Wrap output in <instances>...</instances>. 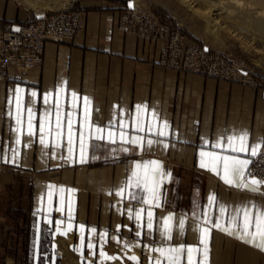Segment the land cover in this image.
Listing matches in <instances>:
<instances>
[{
  "label": "crops",
  "instance_id": "0c3cea01",
  "mask_svg": "<svg viewBox=\"0 0 264 264\" xmlns=\"http://www.w3.org/2000/svg\"><path fill=\"white\" fill-rule=\"evenodd\" d=\"M41 13L44 11L28 10L14 1L0 0L2 21L29 22ZM83 17L84 27L72 39L45 44L40 65L23 73L10 69L7 78L0 80V153L6 161L10 159L12 149L19 148L20 151L18 167L0 161V168L27 175L33 183L30 210L33 214L41 210L36 228L49 231L48 242L41 236L35 238V248L29 256L32 264H141L143 259L154 264L152 257L159 254L151 253L147 246L198 245L197 228L208 225L198 216L199 208L197 215L192 214L194 200L203 205L208 195L215 193L219 202L228 206L229 215L236 206L250 202L264 208V189L261 193H251L225 185L217 175L199 167L198 155L204 141L215 142L225 129L228 134L248 132L249 142L253 145L264 141V98L259 91L225 79L160 65L159 48L117 29L113 11H83ZM65 82L69 93L75 91L90 98L92 122L101 126L112 121L114 116L119 119L121 109L125 120L131 121L133 106L147 105L152 110L144 113L149 122L155 124V116L159 121L170 123L169 148L165 149L158 138L152 137L154 143L150 148L145 146L134 156L120 154L121 159L115 163L98 151V159L73 165L58 158L59 148L45 149L34 137L23 135L22 144L17 146V134L12 131L14 121L6 115V100L13 97L14 89L19 85L26 93L36 91L42 95L53 92ZM21 95L39 115L44 106L34 103L30 95ZM46 139L50 143L59 142L55 137ZM153 159L162 162L173 178L166 185L164 207L153 210L159 220V223L154 221L155 226L162 229L163 218L170 213L177 220L186 219L183 235L178 231L177 222H173L171 241H163L158 233L137 237L135 232L140 229L128 219L127 209L139 210L141 205L109 194L110 189L121 188L130 175L134 160ZM1 173L2 177L9 174ZM48 185L57 186L52 189L51 201L47 197ZM59 186L76 190L72 194L75 207L72 221L67 219V193L64 212L58 210ZM205 211L215 215L211 208ZM57 220L63 223L58 225ZM80 225L86 226L83 233ZM93 227L96 232L91 231ZM57 228L60 231H56ZM81 235L84 245L91 243L94 246L95 255L81 247ZM43 244L47 245V250L37 252L36 247ZM209 249L208 264H264V250L216 229H211ZM108 256L116 259H106ZM132 256L137 260H130ZM7 261L14 259L7 257Z\"/></svg>",
  "mask_w": 264,
  "mask_h": 264
},
{
  "label": "snow or ice",
  "instance_id": "6c2138e0",
  "mask_svg": "<svg viewBox=\"0 0 264 264\" xmlns=\"http://www.w3.org/2000/svg\"><path fill=\"white\" fill-rule=\"evenodd\" d=\"M131 6V5H130ZM64 94V102L61 103V94ZM24 95H30L34 103L43 105V109L34 111L25 100ZM90 98L81 96L75 91L68 92L66 82L58 85L53 92L39 94L36 91L26 93L25 89L17 86L14 95L6 100V115L14 121L12 131L17 134L15 144H22V136L27 135L37 139V142L45 149L59 148L61 154L59 159L75 164H86L90 160L98 159L96 153L104 154L106 159H111L113 163L121 159V155H136L137 150L143 151L145 146L150 148L154 140L168 149L172 139V128L169 122L159 121L154 116L156 123L149 122L144 113L151 112L147 105H134L132 120H125L124 111L119 112V119L114 116L113 120L106 125H98L91 119ZM54 118V119H53ZM38 121V123H37ZM146 133L147 135H139ZM48 138L55 137L59 142L50 143ZM25 147L28 145L25 144ZM264 141L250 144L249 133L242 131L228 134L227 129L215 142L208 140L200 146L198 155L200 157L199 167L206 169L217 175L225 185L238 190H246L251 193H261L264 189V178H258L253 174V165L260 167L264 171ZM9 160L4 161L3 154L0 153V161L10 162L14 166H19V148L12 149ZM66 152V155L63 153ZM172 174L166 171L162 162L158 160H134L130 175L123 182L118 190H109V194H115L123 201L127 199L131 203L141 205L139 210L129 207L127 209L128 219L140 229L135 232L137 237L158 233L163 241L173 239V222L176 221L178 231L184 234L186 219L177 218L173 214H168L163 218L162 229L154 224L159 223L155 217L154 209L163 208L166 202V185L172 181ZM55 185H48L47 197L51 201L53 197L52 189ZM75 189L58 187L61 212L65 210V193H67V219H74V202L72 194ZM193 203V215L203 218V223L208 225L198 226V245L181 244L178 246L162 244L147 246L151 253H158L152 257L154 264H208L209 239L211 229L219 230L230 236L252 244L264 250V208L254 203L236 206L233 214H228V206L219 202L215 193H210L206 204H199L195 200ZM206 208L213 209L215 215L205 211ZM41 210L34 212L37 216ZM227 216V219L225 217ZM48 223L51 220L45 217ZM58 225L63 223L57 220ZM80 231L86 230L85 225H80ZM39 231V227L37 226ZM71 230V224H69ZM56 231H60L59 228ZM96 232V228L91 229ZM108 230H106L107 232ZM129 231H132L130 228ZM119 233V226H118ZM61 234H66L61 232ZM81 247H86L95 255L94 246L89 243L84 245V237L81 235ZM35 248V245H34ZM35 255V252H34ZM103 255V253H100ZM106 259L114 260L116 257L108 256ZM130 260L136 261L137 257L132 256Z\"/></svg>",
  "mask_w": 264,
  "mask_h": 264
},
{
  "label": "rangeland",
  "instance_id": "374dc122",
  "mask_svg": "<svg viewBox=\"0 0 264 264\" xmlns=\"http://www.w3.org/2000/svg\"><path fill=\"white\" fill-rule=\"evenodd\" d=\"M11 1L38 12L56 11L70 2L82 15L83 11H113L117 17V29L140 37L153 48H159L160 65L249 86L257 89L264 98V49L254 47L251 43L253 39L247 32L239 37L223 33L221 45L213 42L205 32L200 31L203 30L200 18L182 1L34 0V5L24 0ZM134 14L141 16L132 17ZM238 28L245 29L243 25H238ZM245 44L248 47H244ZM188 48L192 50L189 59ZM186 59L190 60L188 65H195L198 69L187 67ZM1 171L9 174L2 177ZM32 190L33 183L27 175L18 170L0 168V264H32L29 256L34 250L35 238L41 236L46 242L50 239L49 231H38L36 228L38 215L34 216L30 210ZM44 249L47 250V245L36 247L37 252ZM7 257L14 261H7ZM141 264L149 262L143 259Z\"/></svg>",
  "mask_w": 264,
  "mask_h": 264
},
{
  "label": "built area",
  "instance_id": "2783aa9c",
  "mask_svg": "<svg viewBox=\"0 0 264 264\" xmlns=\"http://www.w3.org/2000/svg\"><path fill=\"white\" fill-rule=\"evenodd\" d=\"M140 16L132 15L137 18ZM83 25V15L72 2L59 10L44 12L25 23L0 19V80L7 78L10 69L16 73H23L40 65L48 41L62 42L72 39ZM191 53V48H188L187 59ZM187 61L185 63L187 67L198 69L195 65H188L190 60ZM262 94L264 95V88ZM261 152H264V149H261ZM253 174L258 178H264V171L256 165H253Z\"/></svg>",
  "mask_w": 264,
  "mask_h": 264
},
{
  "label": "bare ground",
  "instance_id": "6f19581e",
  "mask_svg": "<svg viewBox=\"0 0 264 264\" xmlns=\"http://www.w3.org/2000/svg\"><path fill=\"white\" fill-rule=\"evenodd\" d=\"M24 1L34 5V0ZM179 1L184 2L193 9L197 17L200 18V23H202L203 30L200 31L205 32L206 36L213 42L221 45L223 33H230L239 37L247 32L253 39L251 43L254 44V47L259 50L264 49V0ZM238 25H243L245 29H239L240 26L238 28ZM244 47H248V45L245 44ZM262 52H264V50Z\"/></svg>",
  "mask_w": 264,
  "mask_h": 264
}]
</instances>
